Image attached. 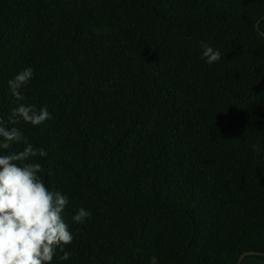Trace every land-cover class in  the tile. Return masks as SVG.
Returning a JSON list of instances; mask_svg holds the SVG:
<instances>
[{"label":"trees","instance_id":"1","mask_svg":"<svg viewBox=\"0 0 264 264\" xmlns=\"http://www.w3.org/2000/svg\"><path fill=\"white\" fill-rule=\"evenodd\" d=\"M263 17L264 0H0V116L47 107L43 124L9 127L45 150L47 187L69 197L71 256L52 264L264 254ZM28 67L16 101L8 81Z\"/></svg>","mask_w":264,"mask_h":264},{"label":"clouds","instance_id":"2","mask_svg":"<svg viewBox=\"0 0 264 264\" xmlns=\"http://www.w3.org/2000/svg\"><path fill=\"white\" fill-rule=\"evenodd\" d=\"M200 48L209 65L221 60L220 51L208 43L201 42ZM33 76L34 69L28 67L8 81L16 101H25L22 89ZM50 119L47 107L37 109L26 103L11 109L7 124L0 116V264H52L58 250L61 261L71 256L65 248L74 235L63 218L69 197L47 187L41 175L44 167L34 159L45 157V150L30 143L18 127H9L21 121L39 126ZM14 145H22V150H12ZM252 147L260 151L258 144ZM90 215L81 207L72 220L83 224Z\"/></svg>","mask_w":264,"mask_h":264},{"label":"water","instance_id":"3","mask_svg":"<svg viewBox=\"0 0 264 264\" xmlns=\"http://www.w3.org/2000/svg\"><path fill=\"white\" fill-rule=\"evenodd\" d=\"M263 19H264V17H263L261 20L257 21L256 24H255V27H256V29H257L259 32L262 33V35H263V37H264V33L262 32V30H261V28H260V23H261V21H262ZM249 256H264V254H263V253H257V252H245V253H243V254L239 257V259H238V261H237L236 264H241L242 261H243V259L246 258V257H249Z\"/></svg>","mask_w":264,"mask_h":264},{"label":"crops","instance_id":"4","mask_svg":"<svg viewBox=\"0 0 264 264\" xmlns=\"http://www.w3.org/2000/svg\"><path fill=\"white\" fill-rule=\"evenodd\" d=\"M261 26L263 27L264 30V19L261 21ZM255 260V261H252ZM241 264H260V261L258 259H253V258H244Z\"/></svg>","mask_w":264,"mask_h":264},{"label":"rangeland","instance_id":"5","mask_svg":"<svg viewBox=\"0 0 264 264\" xmlns=\"http://www.w3.org/2000/svg\"><path fill=\"white\" fill-rule=\"evenodd\" d=\"M260 28H261L262 32L264 33V30H263V27L261 26V24H260ZM252 261H255V260H252Z\"/></svg>","mask_w":264,"mask_h":264}]
</instances>
